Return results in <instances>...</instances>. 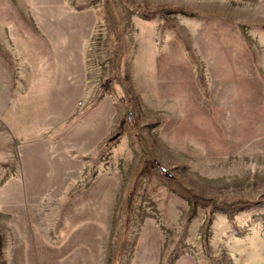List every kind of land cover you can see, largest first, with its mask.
<instances>
[{
	"label": "rangeland",
	"instance_id": "rangeland-1",
	"mask_svg": "<svg viewBox=\"0 0 264 264\" xmlns=\"http://www.w3.org/2000/svg\"><path fill=\"white\" fill-rule=\"evenodd\" d=\"M0 264H264V0H0Z\"/></svg>",
	"mask_w": 264,
	"mask_h": 264
},
{
	"label": "built area",
	"instance_id": "built-area-1",
	"mask_svg": "<svg viewBox=\"0 0 264 264\" xmlns=\"http://www.w3.org/2000/svg\"><path fill=\"white\" fill-rule=\"evenodd\" d=\"M153 167L157 173L164 175V176H170L169 170L166 167L161 166V164H159L158 162H154Z\"/></svg>",
	"mask_w": 264,
	"mask_h": 264
}]
</instances>
